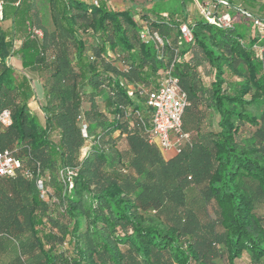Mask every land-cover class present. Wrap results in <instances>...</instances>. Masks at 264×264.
Returning <instances> with one entry per match:
<instances>
[{"label": "trees", "instance_id": "1", "mask_svg": "<svg viewBox=\"0 0 264 264\" xmlns=\"http://www.w3.org/2000/svg\"><path fill=\"white\" fill-rule=\"evenodd\" d=\"M170 1L180 9L0 0V152L23 164L0 179V264H264V33L244 15L264 22V0H226L227 28ZM172 66L189 139L165 158L147 96ZM24 71L43 83L41 109Z\"/></svg>", "mask_w": 264, "mask_h": 264}, {"label": "built area", "instance_id": "2", "mask_svg": "<svg viewBox=\"0 0 264 264\" xmlns=\"http://www.w3.org/2000/svg\"><path fill=\"white\" fill-rule=\"evenodd\" d=\"M195 1L203 18L211 24L227 28L231 27L236 20V17H233L230 13L219 11L220 6L229 7L226 0H217V2L209 0L205 4H199L197 0ZM244 15L248 19H253L257 33L262 35L264 33V22L254 19L250 13L244 12ZM35 34L42 36L40 30H36ZM181 34L187 43L192 41L191 28L187 24L181 26ZM142 39L147 43L153 42L158 52L165 45L163 38L158 33L151 32L148 27L144 28ZM147 106L151 109L152 119V129L149 135L150 143L158 145L161 150H173L175 154L180 153L183 144L189 139V134L183 131V115L185 109L189 106V100L187 94L181 89L179 80L173 75V66L160 72L157 89L147 96ZM0 122L5 127L12 123L9 111H4L0 115ZM22 168L21 160L12 151L0 152V179L14 177ZM24 175L27 178H33V173L29 170H24ZM60 175L66 189L70 192L75 185L74 178L77 176V170L64 168L61 170ZM37 186L41 198L49 200V193L42 178L37 179Z\"/></svg>", "mask_w": 264, "mask_h": 264}, {"label": "rangeland", "instance_id": "3", "mask_svg": "<svg viewBox=\"0 0 264 264\" xmlns=\"http://www.w3.org/2000/svg\"><path fill=\"white\" fill-rule=\"evenodd\" d=\"M180 9V5L175 2V1H170V2H161V0H157L155 10L160 12L164 9L166 10H171V9ZM12 64L15 66L17 61H20V58L15 56L12 58ZM22 71H18V75L21 74ZM29 78L32 80V84L35 89V99L31 102L30 106L33 109H41L42 105L44 103V86L43 83L40 81V79L33 73L29 71H24ZM162 154L165 158H170L175 155V152L173 150H161Z\"/></svg>", "mask_w": 264, "mask_h": 264}, {"label": "crops", "instance_id": "4", "mask_svg": "<svg viewBox=\"0 0 264 264\" xmlns=\"http://www.w3.org/2000/svg\"><path fill=\"white\" fill-rule=\"evenodd\" d=\"M156 1L153 0H110L112 7L119 10H125L129 8H134L136 10H140L143 7H147L151 9ZM187 7L185 10L187 11ZM196 11V7L193 8V11ZM17 64L14 66L18 71H21V62L17 61Z\"/></svg>", "mask_w": 264, "mask_h": 264}]
</instances>
